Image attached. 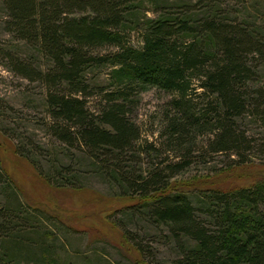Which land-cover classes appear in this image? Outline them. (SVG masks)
Returning <instances> with one entry per match:
<instances>
[{
	"label": "trees",
	"instance_id": "1",
	"mask_svg": "<svg viewBox=\"0 0 264 264\" xmlns=\"http://www.w3.org/2000/svg\"><path fill=\"white\" fill-rule=\"evenodd\" d=\"M178 1L0 0L7 33L31 51L0 47V56L46 89L49 133L80 151L117 197L137 198L121 210L126 218L166 230L178 253L170 264H264V181L196 194L171 188L216 156L227 169L264 163V137L249 136L243 122L264 128V28L231 18L222 0ZM101 71L104 81L89 78ZM149 89L169 95L153 142L129 115ZM49 162L41 171L50 185L87 189L73 166ZM0 190V264H73L55 256L53 217L22 200L1 164ZM125 227L144 258L149 248Z\"/></svg>",
	"mask_w": 264,
	"mask_h": 264
},
{
	"label": "rangeland",
	"instance_id": "2",
	"mask_svg": "<svg viewBox=\"0 0 264 264\" xmlns=\"http://www.w3.org/2000/svg\"><path fill=\"white\" fill-rule=\"evenodd\" d=\"M182 1L194 4L195 8L198 0L178 2ZM222 1L231 18L264 28V0ZM5 19L4 7L0 5V47L28 56L30 46L7 33ZM40 62L43 66L44 61ZM258 72L259 85L264 87L263 61L258 62ZM89 78L101 82L106 73L101 71ZM46 94L41 83L18 76L0 56V164L17 184L22 200L47 212L58 224V228L51 226L58 238L55 256L73 264H170L178 253L173 241L164 238L166 230L161 234L141 219L128 220L121 212L137 204V198L117 197V189L91 167L80 151L67 147L49 133L47 126L51 119ZM168 101L166 92L149 89L136 97L135 107L129 112L149 142L160 136V116ZM96 103L90 101L92 107ZM243 122L249 136L264 137V128L253 124L250 117ZM21 152L31 159L24 158ZM50 159L73 166L87 189H59L50 185L42 174L50 167ZM224 160L220 155L207 164L193 163L172 179L171 188L196 194L211 187L229 189L264 181V163L258 159L255 164L249 162L231 169H227ZM142 167L148 169L150 165L145 160ZM2 197L0 192L4 200ZM123 226L135 235L134 240L149 248L144 258L135 242L124 236Z\"/></svg>",
	"mask_w": 264,
	"mask_h": 264
}]
</instances>
